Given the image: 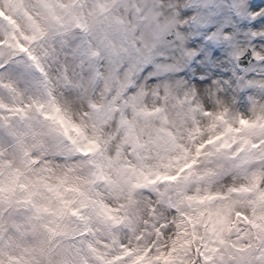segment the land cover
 Wrapping results in <instances>:
<instances>
[{
  "label": "clouds",
  "instance_id": "1",
  "mask_svg": "<svg viewBox=\"0 0 264 264\" xmlns=\"http://www.w3.org/2000/svg\"><path fill=\"white\" fill-rule=\"evenodd\" d=\"M0 264H264V0H0Z\"/></svg>",
  "mask_w": 264,
  "mask_h": 264
}]
</instances>
